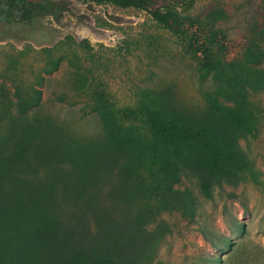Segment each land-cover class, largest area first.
<instances>
[{
  "label": "rangeland",
  "instance_id": "rangeland-1",
  "mask_svg": "<svg viewBox=\"0 0 264 264\" xmlns=\"http://www.w3.org/2000/svg\"><path fill=\"white\" fill-rule=\"evenodd\" d=\"M192 1L185 13L214 19L236 45L224 55L237 58L246 41L255 42L262 60L249 65L264 72L263 0ZM53 3L65 9L57 18L11 26L0 21V138L13 128L3 152L4 188L52 190L49 209L63 229L80 232L89 244L102 237V225L125 226L139 217V233L125 236L132 244L125 264H264V77L229 69L259 116L257 131L239 139L249 164L238 181L215 185L206 196L196 177L183 175L171 191L154 193L148 164L131 148L86 174L75 165L81 161L77 145L107 144L95 110L100 95L121 112L135 108L143 90H170L177 108L198 113L206 94L222 100L235 83L202 77L198 57L183 40L143 11ZM36 99L37 105L28 104ZM12 153L19 157L8 160ZM121 167L129 170L122 181ZM77 187L81 200L73 195ZM88 196L96 199L92 207L84 202Z\"/></svg>",
  "mask_w": 264,
  "mask_h": 264
},
{
  "label": "trees",
  "instance_id": "trees-1",
  "mask_svg": "<svg viewBox=\"0 0 264 264\" xmlns=\"http://www.w3.org/2000/svg\"><path fill=\"white\" fill-rule=\"evenodd\" d=\"M77 1L147 13L157 24L181 38L186 49L198 57L202 77L230 79L235 88L222 100L219 93L206 94V107L198 113L177 108L170 90H143L139 104L121 112H115L100 95L95 110L104 123L107 144L77 145L81 161L75 165L84 167L87 174L106 167L115 153L131 148L148 164L149 189L154 193L171 191L183 175L196 177L206 196H210L215 185L238 181L249 164L239 139L257 131L259 116L247 98L245 84L230 76L229 69L237 68L253 79L263 78L264 72L258 65H249L250 61L262 60V51L253 50L258 44L246 41L239 57H227L224 54L228 49L233 51L236 45L217 28L214 19L185 13L192 0ZM64 10L53 0H0V21L4 19L10 26L14 22L35 24L44 15L57 18ZM252 83L247 86L253 89ZM38 101L28 104L37 105ZM12 131L13 128L0 138V264H125L128 250L132 249L130 239L125 236L139 233V217L125 226L102 225V237L89 244L80 232L63 229L49 209L52 190L45 186L35 188L34 192L16 186L11 191L4 188L8 168L3 152ZM18 157L19 154L12 153L7 158ZM127 173L125 167L118 170L120 181L127 179ZM73 195L83 199V189L77 187ZM95 201L94 196H88L84 202L92 207ZM123 230L129 234L125 235Z\"/></svg>",
  "mask_w": 264,
  "mask_h": 264
}]
</instances>
